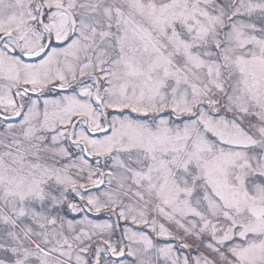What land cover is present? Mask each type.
<instances>
[{
	"label": "snow or ice",
	"instance_id": "obj_1",
	"mask_svg": "<svg viewBox=\"0 0 264 264\" xmlns=\"http://www.w3.org/2000/svg\"><path fill=\"white\" fill-rule=\"evenodd\" d=\"M0 264H264V0H0Z\"/></svg>",
	"mask_w": 264,
	"mask_h": 264
}]
</instances>
